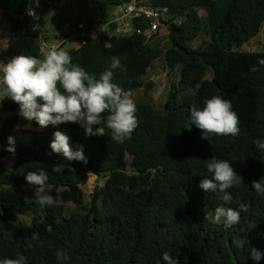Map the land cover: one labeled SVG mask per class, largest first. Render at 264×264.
Instances as JSON below:
<instances>
[{
    "label": "trees",
    "instance_id": "trees-1",
    "mask_svg": "<svg viewBox=\"0 0 264 264\" xmlns=\"http://www.w3.org/2000/svg\"><path fill=\"white\" fill-rule=\"evenodd\" d=\"M35 1L0 0V62L17 55L43 59L41 38L62 39L60 48L74 64L97 78L112 70L114 83L132 95L143 91L147 99H134L138 126L123 143L112 140L104 124L105 136L87 137L74 123L41 129L18 115L16 102L1 101L0 113L8 116L0 127V159L14 164L0 170V262L23 256L26 264H166L162 255L168 252L180 264H264L250 255L252 247L264 252V196L251 187L264 177V154L253 144L264 139V65L257 63L264 51L236 49L260 33L264 0H149L169 16L151 39L143 34L150 20L142 17L128 20L132 30L126 34L113 24L99 42L86 38L79 48L71 47L75 38L67 40L80 23L94 24L100 12L131 0H39L38 7ZM29 6L34 15L26 13ZM111 57L123 69H111ZM159 62L178 76L156 108L148 99L154 86L149 78ZM212 96L231 101L238 135H210L207 141L195 125L184 128L190 108H202ZM55 131L69 137L73 150L82 147L87 163L52 153ZM9 136L15 138L14 153L7 150ZM212 157L229 161L243 178L227 190L230 204L223 193L199 187L201 179L211 178L206 164ZM57 163L64 166L60 173L52 171ZM41 169L48 173L49 194L60 201L43 211L25 179L28 171ZM91 174L99 181L87 198L82 186ZM240 203L248 211H240L239 224L231 228L204 218L206 209L239 211ZM241 238L243 247H237L234 241ZM60 250L69 259L58 260Z\"/></svg>",
    "mask_w": 264,
    "mask_h": 264
},
{
    "label": "clouds",
    "instance_id": "clouds-1",
    "mask_svg": "<svg viewBox=\"0 0 264 264\" xmlns=\"http://www.w3.org/2000/svg\"><path fill=\"white\" fill-rule=\"evenodd\" d=\"M31 15L32 12L30 11ZM264 65V59L257 61ZM111 69H123L118 57L110 58ZM252 71L258 69L253 66ZM11 99L19 105L18 115L28 122L35 121L41 128L49 125L56 127L65 123L80 125L87 137L105 136V126L111 131V138L117 143L131 139L133 131L138 126L136 118L137 107L132 94L113 82V71L106 70L99 74H90L79 64L72 62L69 52L63 48L52 47L43 59L34 56L17 55L9 63L0 67V101ZM107 113L106 121L104 114ZM202 132L201 139L207 140L210 135L236 136L239 134V118L232 110L230 100L220 96L206 98L202 108L193 105L190 117L184 128L191 131L192 126ZM50 143L52 153L60 154L68 161H83L87 158L82 147L73 150L69 137L62 131H55ZM8 151L15 152V138L8 137ZM258 151L264 154V139L253 141ZM51 154V153H50ZM211 178H203L199 187L205 192L223 193L221 199L230 204L232 197L227 190L243 182L227 160L212 157L206 164ZM64 170L61 163L52 167V171L60 173ZM29 185L35 187V201L41 211L45 207L58 205L59 199L49 194L47 189L48 173L28 171L25 176ZM251 187L264 196V177L253 180ZM240 211L247 212L248 205L240 203L239 211L224 205L217 206L213 211L206 209L204 218L215 224H223L231 228L240 222ZM7 234V233H6ZM32 239L38 240V234L33 233ZM237 247H243V238L235 240ZM251 258L260 261L264 252L252 247ZM58 260H67L69 256L64 250L56 253ZM162 259L166 264H180L168 252ZM0 264H26L25 257L4 259Z\"/></svg>",
    "mask_w": 264,
    "mask_h": 264
},
{
    "label": "built area",
    "instance_id": "built-area-1",
    "mask_svg": "<svg viewBox=\"0 0 264 264\" xmlns=\"http://www.w3.org/2000/svg\"><path fill=\"white\" fill-rule=\"evenodd\" d=\"M148 1L149 0H131L128 5L116 8V10L113 11L112 18H110L108 21H103L102 17H99L97 22L94 24H90L87 21L80 23L74 29L76 34L72 38H69L67 42L70 43L71 39L75 38L79 47L85 43L86 38H90L95 42H99L106 34L111 33V25L113 24L117 26V33L126 34L132 30L128 20L142 17L150 20V28L144 31L143 34L147 39H151L157 33L158 27L161 25V18L165 19L168 15L165 8L152 7L148 4ZM35 5L36 7L39 6V0L35 1ZM30 11L32 12L31 15L35 14L34 7L29 6L26 10V13L30 15ZM139 33H142V31H139ZM64 42L66 41L62 39L48 41L44 38H41L42 49L40 54L44 56L49 49L54 46L60 48ZM6 64V62H0V67Z\"/></svg>",
    "mask_w": 264,
    "mask_h": 264
},
{
    "label": "rangeland",
    "instance_id": "rangeland-1",
    "mask_svg": "<svg viewBox=\"0 0 264 264\" xmlns=\"http://www.w3.org/2000/svg\"><path fill=\"white\" fill-rule=\"evenodd\" d=\"M104 13L106 18L110 17L112 18L113 12L110 11H103L100 12ZM169 16H166V19H168ZM183 18H178L176 21L181 22ZM49 25H46V28H48ZM239 51L243 52H262L264 51V23L261 28L260 33L253 39H251L248 43L244 44L240 48H236ZM151 76L149 78V81L153 83V89L148 95V99L151 101V103L156 108L162 107L164 102L166 101L167 93L170 90L171 85L173 82L177 81V74L178 70H171L170 68H167L162 62L157 63V66H155L154 70H150ZM208 78H212V75L209 74ZM143 91L134 93L132 95V98H144L147 99L143 95ZM14 164V161L10 158L0 159V170L1 169H12ZM98 179L95 175L91 174L86 185L82 186V189L86 195L87 198L90 197L94 193V189L98 185ZM66 206L68 209H72L74 207L73 203H67Z\"/></svg>",
    "mask_w": 264,
    "mask_h": 264
},
{
    "label": "crops",
    "instance_id": "crops-1",
    "mask_svg": "<svg viewBox=\"0 0 264 264\" xmlns=\"http://www.w3.org/2000/svg\"><path fill=\"white\" fill-rule=\"evenodd\" d=\"M99 17H101V16L99 15ZM73 41H75V42H73ZM71 47L79 48V46L77 45L76 40H72V46H71ZM7 116H8V114L0 113V127H1V123H2V121H3Z\"/></svg>",
    "mask_w": 264,
    "mask_h": 264
}]
</instances>
